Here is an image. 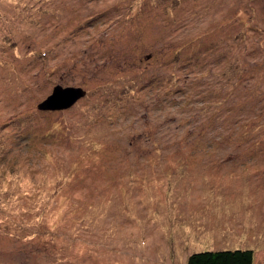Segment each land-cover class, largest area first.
Returning a JSON list of instances; mask_svg holds the SVG:
<instances>
[{
	"label": "rangeland",
	"instance_id": "rangeland-1",
	"mask_svg": "<svg viewBox=\"0 0 264 264\" xmlns=\"http://www.w3.org/2000/svg\"><path fill=\"white\" fill-rule=\"evenodd\" d=\"M221 249L264 264V0H0V264Z\"/></svg>",
	"mask_w": 264,
	"mask_h": 264
},
{
	"label": "trees",
	"instance_id": "trees-1",
	"mask_svg": "<svg viewBox=\"0 0 264 264\" xmlns=\"http://www.w3.org/2000/svg\"><path fill=\"white\" fill-rule=\"evenodd\" d=\"M186 264H253L252 249L202 250L191 253Z\"/></svg>",
	"mask_w": 264,
	"mask_h": 264
},
{
	"label": "water",
	"instance_id": "water-1",
	"mask_svg": "<svg viewBox=\"0 0 264 264\" xmlns=\"http://www.w3.org/2000/svg\"><path fill=\"white\" fill-rule=\"evenodd\" d=\"M84 91L79 87H61L55 86L50 95L38 104L40 110H62L72 106Z\"/></svg>",
	"mask_w": 264,
	"mask_h": 264
}]
</instances>
